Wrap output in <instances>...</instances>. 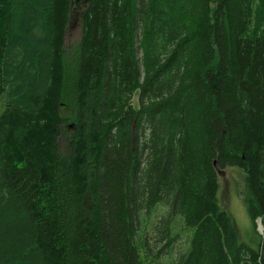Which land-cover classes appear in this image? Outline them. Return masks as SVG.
<instances>
[{
  "label": "trees",
  "instance_id": "obj_1",
  "mask_svg": "<svg viewBox=\"0 0 264 264\" xmlns=\"http://www.w3.org/2000/svg\"><path fill=\"white\" fill-rule=\"evenodd\" d=\"M231 166L254 246L218 202ZM160 253L264 264V0H0V264Z\"/></svg>",
  "mask_w": 264,
  "mask_h": 264
},
{
  "label": "rangeland",
  "instance_id": "obj_2",
  "mask_svg": "<svg viewBox=\"0 0 264 264\" xmlns=\"http://www.w3.org/2000/svg\"><path fill=\"white\" fill-rule=\"evenodd\" d=\"M79 4V3H78ZM79 10L80 6L76 8V4L73 5V9L70 15L69 23L65 32L66 44L74 43L81 36V24L79 21ZM136 103V95L133 98ZM136 105V104H135ZM69 135L68 128L61 127V134L57 139V144L60 150H65L67 145V138ZM219 188L217 192L218 202L222 209L226 210L227 213L233 218L236 225L238 236L240 240L255 245L257 241L256 234L253 230L252 220L247 211L245 202L241 195L242 189V171L235 166L227 167L226 169L218 172ZM162 206L157 207L154 214L148 221H144L141 225V230L145 229L146 233L149 230L152 221L159 217L158 215L163 212ZM180 229L177 232H182L183 237L175 241L173 245L174 255L178 254L180 249H183L187 245L189 233L187 230L181 227V222L176 219L175 228ZM164 241L154 246V242L151 240L150 245L154 248V252H158ZM161 264H169V255L160 253ZM160 259V258H159Z\"/></svg>",
  "mask_w": 264,
  "mask_h": 264
},
{
  "label": "water",
  "instance_id": "obj_3",
  "mask_svg": "<svg viewBox=\"0 0 264 264\" xmlns=\"http://www.w3.org/2000/svg\"><path fill=\"white\" fill-rule=\"evenodd\" d=\"M257 230H258L259 232L262 231V226H261L260 219H257Z\"/></svg>",
  "mask_w": 264,
  "mask_h": 264
}]
</instances>
